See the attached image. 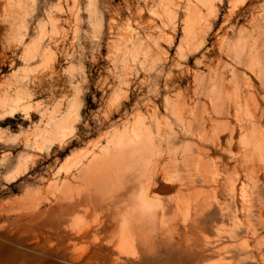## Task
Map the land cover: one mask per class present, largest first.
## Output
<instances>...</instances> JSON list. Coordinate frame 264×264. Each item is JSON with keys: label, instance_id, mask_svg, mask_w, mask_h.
<instances>
[{"label": "rangeland", "instance_id": "obj_1", "mask_svg": "<svg viewBox=\"0 0 264 264\" xmlns=\"http://www.w3.org/2000/svg\"><path fill=\"white\" fill-rule=\"evenodd\" d=\"M213 2L215 11L201 9L185 30L177 0H0V264H264V215L257 219L256 207L252 220L232 224L213 204L204 236H181L168 249L178 240L170 234L162 249L131 254L109 245L113 226L92 232L120 220L131 200L89 209L77 200L78 181L68 189L73 198L55 200L60 181L76 176L77 161L98 153L113 132L125 139L143 127L154 136L153 106L175 125L165 99L179 97L201 114L218 97L234 98L245 77L256 85L264 78V0ZM253 95L264 107L263 93ZM239 100L246 118L252 101ZM64 112L71 131L42 145L49 117ZM171 195L152 190L142 198L153 204ZM86 224L90 234L76 238ZM249 224L254 235L245 233ZM237 227L241 234L229 239Z\"/></svg>", "mask_w": 264, "mask_h": 264}, {"label": "bare ground", "instance_id": "obj_2", "mask_svg": "<svg viewBox=\"0 0 264 264\" xmlns=\"http://www.w3.org/2000/svg\"><path fill=\"white\" fill-rule=\"evenodd\" d=\"M177 7L186 11L185 30L190 27L191 17L201 9L208 16L215 11L213 0H177ZM257 80L258 85L245 77L241 85L235 86L234 98L228 94L218 97L210 107H203L201 114L189 108L179 97L171 101L165 99L176 126L159 117L158 107L153 106L149 117L155 127L154 136L143 127L142 133L132 132L131 137L125 139H118L117 131L113 132L98 153L91 155L86 162L77 161L75 177L60 181L56 202L73 198L68 189L74 181L80 183L75 192L77 200L88 203L89 209L98 203H105V208L109 209L119 202L131 200L133 206L120 220L114 219L109 226H99L92 231L98 236L113 226L115 230L109 236V245L131 254L139 250L162 249L170 234H175L178 240H171L175 244L170 242L165 247L168 249L180 246L183 243L181 236L184 240L190 233L204 236L209 222L215 219L213 204L222 221L238 224L243 219L247 223L255 217V207L256 218L261 220L264 215V107L256 102L253 92L260 91L264 96V78L258 77ZM240 97L245 104L247 100L252 101V110L247 112L246 118L239 115ZM15 107L9 108V113ZM167 108L164 109V118ZM161 123L167 127L166 132ZM48 125L50 129L46 128ZM71 129L70 112H64L57 119L51 116L40 131V142L43 145L46 141H56ZM181 141L185 142L184 145L176 146ZM246 183L250 187L245 201L247 205L238 208V201L244 202ZM152 190L166 194L172 192L173 195L151 204L144 201L142 195ZM90 226H81L76 238H86ZM254 232L253 225L249 224L245 233L254 235ZM239 233V228L232 229L227 232V237L232 239ZM197 247L208 250L206 244ZM220 251L217 248L212 252L222 255ZM12 254L14 258L22 255L18 252ZM34 260V257L29 258V261Z\"/></svg>", "mask_w": 264, "mask_h": 264}]
</instances>
